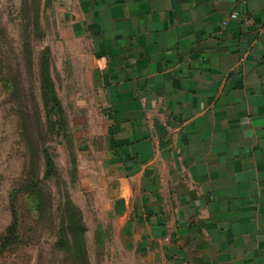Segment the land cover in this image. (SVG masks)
Segmentation results:
<instances>
[{
	"label": "crops",
	"instance_id": "crops-1",
	"mask_svg": "<svg viewBox=\"0 0 264 264\" xmlns=\"http://www.w3.org/2000/svg\"><path fill=\"white\" fill-rule=\"evenodd\" d=\"M61 4L113 215L169 264H264V0Z\"/></svg>",
	"mask_w": 264,
	"mask_h": 264
},
{
	"label": "rangeland",
	"instance_id": "rangeland-1",
	"mask_svg": "<svg viewBox=\"0 0 264 264\" xmlns=\"http://www.w3.org/2000/svg\"><path fill=\"white\" fill-rule=\"evenodd\" d=\"M61 2L0 0V239L13 219L11 194L28 172L39 177L46 195L43 215L26 195L15 197L22 238L0 251V264H78L75 246L59 241L67 217L66 198L82 212L89 264H169L156 252L149 255L142 249L138 236L128 232L127 217L113 215V190L86 153L84 145L102 121L88 79V50L61 34ZM46 47L68 139L53 136L47 125L40 82ZM43 148L49 149L55 163L47 178Z\"/></svg>",
	"mask_w": 264,
	"mask_h": 264
},
{
	"label": "trees",
	"instance_id": "trees-1",
	"mask_svg": "<svg viewBox=\"0 0 264 264\" xmlns=\"http://www.w3.org/2000/svg\"><path fill=\"white\" fill-rule=\"evenodd\" d=\"M40 82L42 90V98L47 115V125L50 133L57 137L69 138L67 133L66 114L60 99L58 98L55 85L51 76L50 52L49 47H46L42 54L40 64ZM44 158V174L43 178L50 177L55 171V163L52 154L48 148L42 150ZM26 195L35 204V209L39 215H43L46 211V195L35 172L30 171L26 174L25 179L12 192V215L13 219L6 232L0 239V251H7L15 244L21 241L20 235V217L17 208L14 204L15 197L18 194ZM65 208L67 211L66 222L63 223L60 230V243H72L76 250L78 264H89L85 248H84V233L86 225L83 221L81 210L72 202L70 198L65 200ZM69 237V239L67 238Z\"/></svg>",
	"mask_w": 264,
	"mask_h": 264
},
{
	"label": "built area",
	"instance_id": "built-area-1",
	"mask_svg": "<svg viewBox=\"0 0 264 264\" xmlns=\"http://www.w3.org/2000/svg\"><path fill=\"white\" fill-rule=\"evenodd\" d=\"M232 17H236V14H232Z\"/></svg>",
	"mask_w": 264,
	"mask_h": 264
}]
</instances>
